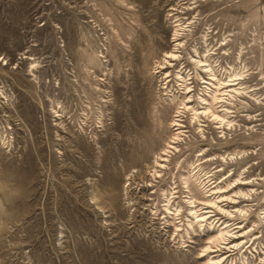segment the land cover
<instances>
[{"label":"rangeland","instance_id":"374dc122","mask_svg":"<svg viewBox=\"0 0 264 264\" xmlns=\"http://www.w3.org/2000/svg\"><path fill=\"white\" fill-rule=\"evenodd\" d=\"M263 35L264 0H0V264H207L197 257L211 227L187 221L188 199L204 193L178 173L201 150L248 154L202 177L251 181L246 198L226 194L238 204L220 203L243 214L218 215L215 231L230 221L248 233L219 253L225 264H264ZM207 57L220 79L243 74L249 97L230 106L232 130L203 119V144L186 113L190 137L155 179L154 157L138 166L132 150L150 149L156 126L155 151L175 132L179 73L196 101L210 93L194 62Z\"/></svg>","mask_w":264,"mask_h":264},{"label":"bare ground","instance_id":"6f19581e","mask_svg":"<svg viewBox=\"0 0 264 264\" xmlns=\"http://www.w3.org/2000/svg\"><path fill=\"white\" fill-rule=\"evenodd\" d=\"M166 58L170 59L172 63V61H177L179 59V56L175 51H172L168 52ZM194 62H196L197 65L202 68L204 73H209V75L211 76L210 78H207V81L206 78H201V81L202 79H205V81L203 82L204 84L211 86L209 89L210 93L208 95L201 96L199 99L200 102L196 101L194 99L195 89L193 88L192 83L187 81L182 73H179L178 79L179 82H181L180 86L182 87L181 90L183 91L179 96H174L173 99V104L178 105L176 115H174L171 120V127L175 129V132L171 135L170 139L166 141V144L163 143L165 144V147L160 152L157 150V152L155 151V145L157 144V141L154 137L156 136L157 132L156 126V128L154 130L152 129L153 131L148 136H146V141L149 142L148 144L151 148H147V150V146L144 147L145 145L141 138L142 141L137 143L132 150L133 155H135L136 157L134 164L136 163L138 166L141 161L144 162L149 160L150 155L151 157H154L155 165L153 166V175L156 176L155 179L163 178L166 174V171L172 170L170 167L172 157L171 154H173L174 152H176L175 155L181 153V143L185 141L187 142L188 137H190L189 131L186 130L188 127L185 126L184 122V115L186 113L192 115L191 123L194 121L193 123L198 127V130L202 136L201 144H203L207 142L205 133L206 121H204L203 119H210L208 121L213 122L218 129H222L223 133H225L226 130H232V127L234 126V122L232 120L234 111L230 106L234 105L235 101H242V98L249 97L248 93H246V88L243 87V74H232L231 76H229L230 79L223 80L218 77L217 72L215 71L208 57L205 60L196 59L194 60ZM171 63L169 62L167 64L172 66ZM167 67L168 66L163 65L161 68ZM167 78H169V75H167ZM184 87L185 89H183ZM175 100L177 101L175 102ZM183 137L184 139H182ZM203 151L204 150L200 151V153L198 154V159L196 161H193L192 158L189 157L184 159L179 166L178 173L180 174V177L183 178V183L187 185V192H189V194L191 195L194 191H200L204 193L203 198L198 197L197 194H193V196L190 198L188 197L189 199L187 203L189 204V215H187V221L190 223L189 226L194 231H196V226L203 227L209 225L211 227L208 229L209 237L207 245L203 247V254L197 257V259L203 260L208 258L207 264H225L228 258L223 255H219V253L222 252L223 249H227V252H231L232 250H229L230 248L239 249L240 247H243V241L238 242L235 240H240L241 238L246 237L248 233L244 231L246 229L245 227H243L242 225L235 226V224H231L230 221L224 222L220 225L217 232L215 231L218 223H220V221L216 223L218 215L226 214L229 219L231 218L232 220L233 218L237 217V215L235 214L236 212L240 213L241 215L244 212V210L242 209H238L237 211L226 210L220 205V203L227 201L231 204H238L239 201L235 200L236 197H232L226 194L234 192L236 189H240L239 193L237 194L243 195L246 198L247 196H249V193H245L243 190H241V188L243 186L251 185V181L245 179L244 177H239L235 181L228 183L227 186H220L223 183L222 181L220 182V185L218 184L217 186H213L216 184V182H213V179H211L214 176L213 174H211L212 171L205 174V179L202 177L203 167L204 165L217 160L221 161L224 164H229L230 162H233L235 160L244 159L246 156H248V154L246 152H242L238 154H231L229 156L221 155L217 158L216 155L208 156L206 155V151ZM221 171H223V169H220L217 172ZM232 175L233 173L227 179L232 177ZM196 188H200V190H196ZM175 189H178V187H176ZM176 193L178 195V192H175V194ZM218 194H220L219 197H217ZM219 199L222 200L220 201ZM167 202V210L169 214H172V207L177 205H175V201L172 202V200H168ZM181 208L182 207L179 205L177 208V212L180 211L179 209ZM237 229L240 230L235 231ZM179 231H181V229H179ZM231 245L234 246L231 247Z\"/></svg>","mask_w":264,"mask_h":264},{"label":"built area","instance_id":"2783aa9c","mask_svg":"<svg viewBox=\"0 0 264 264\" xmlns=\"http://www.w3.org/2000/svg\"><path fill=\"white\" fill-rule=\"evenodd\" d=\"M263 40H264V35L262 36Z\"/></svg>","mask_w":264,"mask_h":264}]
</instances>
